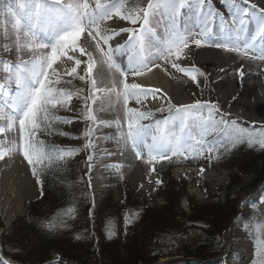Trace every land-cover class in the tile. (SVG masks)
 <instances>
[{"label":"rangeland","instance_id":"rangeland-1","mask_svg":"<svg viewBox=\"0 0 264 264\" xmlns=\"http://www.w3.org/2000/svg\"><path fill=\"white\" fill-rule=\"evenodd\" d=\"M125 1L126 0H121V2L126 5V8L123 10L124 14L127 15L131 13L133 16L136 15L138 9L147 10L148 5L155 2V0H128V3L130 5L127 6L128 3H126ZM203 1L208 2L207 4L215 8V11L218 13L228 10V4H226L227 0ZM31 2L32 0H28L29 4H31ZM63 2L67 3L70 2V0H63ZM101 2L111 3L112 0H101ZM259 2L262 3V7L259 6V8L264 9V0H260ZM23 3L24 0H0V31H2L1 33L4 36V40L6 42L5 44H3L4 52L0 55V59H2L1 57H8L9 53L13 51L12 44H7V42L8 37H10L11 35V31H17L14 27V23L15 19L18 18V16H4L3 12L5 9L10 7L13 12H17L19 15L20 5ZM88 3L93 8H95L96 0H88ZM139 15L141 19H138L135 24H133L130 20H125L122 17L116 15H113L111 19L105 20L100 24L101 35L107 34L112 37L109 40L108 45L101 43V48H103L104 51L107 52L109 45H111V47L114 49V60L123 68L129 67V58L126 62H120L119 59L125 54L128 55V52H131L132 47L130 46V37L132 36V32H117L120 29L116 30L117 26H113L112 24L116 22L121 24L122 27L120 28L130 30L135 29L136 33L138 34L142 28V17L144 13L140 12ZM21 24L23 25V21H21ZM164 25L165 26L163 27L161 22H158L155 26V28L158 29V31L155 33V41H166L168 38V34H166V31L169 32L173 27L167 14ZM215 28L216 27H212V31H214ZM88 32L89 30H86L79 37L75 47L69 46L62 49L63 52L70 51L71 54H74V57H76L77 60L81 61L79 66H77L76 64L73 66H67L68 68H65L63 66V63H65V58L58 54V59L53 64V69H55L56 75L49 76V80L50 82H52V86L56 88H64L73 93L79 90V96L74 95L68 105L64 107H60L59 105H57V107L54 109L50 108V113L53 116H59L65 119H69L72 122L63 123L60 120L52 119L48 127H44L43 125H41V128L36 132L34 139L37 141H43V145H53L56 148L63 150L75 149L80 153L81 157L79 158L72 157V155L64 156L62 159L64 160L65 164L73 161V163H70V165H73L75 164L76 160L80 161V159L81 161L83 159L84 162L91 164V167H89V172L85 179L86 182L88 179V183L92 193V199L97 208L93 212V218L95 220H101L102 218L106 217V219H108L111 224L110 227L112 228V231L115 232L113 234L122 235L124 240H126L129 244L135 243V246L139 251L137 255L138 258H142L143 250H150L149 248L154 243H156L155 245L162 244L159 246L158 251H160V247H162V250L166 252L172 249V252L180 253L184 248L186 249L187 247L197 244L199 241L204 239L207 232L206 227L208 225L202 223L201 221V224L190 223L188 226H186V228L182 229L179 226L174 225L177 221H181V223L185 224V221H191L195 217L197 218L196 220H200L202 218V220H209L208 222H210V220L212 219L215 221L214 225H216V228L219 230H217L219 232V235L221 234V250L224 249L221 254L231 252L236 254L237 256L240 255L238 257L239 263L237 264H251V261L254 258V249L251 243V239L247 234H251L254 237L257 234L259 237V235L261 234V236L264 237V181L260 183L259 189H257L256 193L254 192L250 195H239L240 199L238 198L237 200V209L234 203L220 206V209L218 208V206L216 208V204L213 202V200L216 197L221 198V196H229V193L231 191L228 187L233 183L234 176L240 174L241 171L239 168H241L243 165L242 163H244L241 160L236 161V158L231 163L234 166L229 165L230 160L223 161L219 152L221 144L226 141H232L233 139L239 140L241 144L246 139H249V137L255 140H259L260 137H264V114L261 118L258 116L259 114L256 115L260 112H256L254 115L247 114L244 116L241 114L228 112L227 110L222 108L223 101L226 98L222 99L220 102V98H218L219 96H214V94L217 95L216 93L219 91L216 83L218 74H215V76L213 75V78L212 75L208 78L207 74L201 67L192 65L189 61L192 51V49L190 48V44L192 41L191 39H189L188 47L184 48L185 50L182 49L183 52L179 55V59H176V56L172 58V55L169 56L168 59L169 63L172 65H185V68H199V72L192 73V76L196 77L195 80H193L192 76L186 74L185 72H181L178 70L171 71L174 73L180 72V75L176 77L174 74H171L170 72L164 70L163 68H166V61H168V59L157 60L155 58L157 52L153 54V52H149L147 50V48H151L150 41H147L145 44L146 47L142 51H140V55H143L144 57L152 61L149 65L151 70H146L148 71H145L146 73H150V71L154 70L159 71V73H161L160 77L165 78L166 81H176L181 77H185V80L187 79L190 88L193 89V91H190L192 97L190 98V100H186L189 105H194L197 101H200L201 104L210 102L211 104H214L216 106V109H218L217 111H212L208 107H205L200 112H196L194 115H190L185 122L186 126L184 128V132L182 133V140L190 141L193 147H198L196 145V140L199 139V128L197 126V122L201 119L207 120L210 111L212 118L217 122V127L214 131H211V133L205 137L204 141L205 143L210 141L215 145L211 153H209L208 151H203L201 154H196V152L194 151H189L185 152L183 155L172 156L171 159H154L151 161V163H149V156L147 155L146 150L143 152L141 158H137L134 151L133 154L137 163H140L144 158L146 160L145 165L147 164V166H149L150 164H153L151 175L156 180V190L154 193L150 190H136L127 178L126 174L123 173L124 171L122 168H124L125 165L117 164V155L120 152L121 148L129 146L132 149L131 141L129 140L126 143L128 133V117L122 98L120 100H117L115 93H111L110 96H105L103 93H97L95 104H93L91 100L88 101L89 107L92 110V114L96 117L95 122L86 119L85 116L83 97L90 94L91 86L90 83L86 82L88 79L87 77H85V80H81L79 77L85 76V73L87 71V52H91L94 57L95 65L92 72L93 76H96L98 78L100 63L103 64L104 67H107V65L101 58L100 52L96 50V48L94 50L89 49V43L86 42V39L88 37L92 40V38L89 36ZM181 33L185 35H188L189 33L195 35L197 31L192 30ZM94 34L95 33H93V35ZM21 35L23 34L21 33ZM92 41L94 44H96V41ZM43 42L47 43V41ZM160 46H162V44ZM80 48L85 49V54H81V52L79 51ZM46 49H44V52L43 49L39 48L35 50L33 48L32 50H29L26 47L21 48L20 51H17L19 58L15 57L13 60H5V63L0 62V70L5 71V73L8 72L12 75V72L5 70L4 66L6 63L12 65V71H15V65L20 64L18 61L25 59H27L25 61H31L42 55H50L51 48ZM196 49L201 50L202 48L196 46ZM221 49L225 50L224 48ZM233 52L234 51L225 50V53ZM248 55H252L255 57L258 56L257 53H252L250 51L248 52ZM231 60L227 61V63L230 64L232 62ZM240 64L241 62L237 63L236 65L235 63L230 64V66L228 67L229 69L231 68V72L230 74H226V76L223 72V74H221V82L225 77L227 78L229 75H231L237 78V83H239L235 88L238 89L241 87H245L242 89L243 91H246L247 87H250L249 85H251V90L256 89V78H253L250 84H244L245 80L240 76V69H238ZM232 67H236V69L234 68L233 70ZM73 68H76V73H72ZM253 68L258 67L255 65V67ZM133 77L138 78L137 75H133ZM57 79H59L58 84L55 83ZM211 79H213V83L210 84L208 80H210L211 82ZM128 83H132V78H128ZM97 86L104 87V85H102L99 81ZM14 87H16V85H14ZM209 87L212 88L213 92L214 99L212 101L206 99L207 93L210 90ZM117 88L118 90H122L119 85L117 86ZM15 90H13L14 93ZM160 96L161 98H166L165 95L160 94ZM153 100L154 97L152 95H148L146 98H142V102L140 104H137L134 99H131L127 105V107L137 109L141 112L152 113L151 119L140 121L141 125L153 126L152 131L147 137L148 143L152 142V135L156 134L154 128L155 121L164 120L165 118L169 117L171 115V113L168 111V108L170 106L179 107L185 104H183V102H176L173 100H169V102H167V100L165 99H159L158 101L161 104L156 107L155 104L158 102ZM239 100L248 101V103L252 105L255 104V100H250L248 96H243V98ZM115 101L120 103L119 115L117 116L113 114L115 112L110 111V105ZM161 109H163V111H161ZM174 111L175 108H173V112ZM192 120L195 122L194 125H192ZM221 120L225 121L226 124H219ZM175 125L178 126L176 130L174 128ZM14 126L16 127L17 131L18 144L20 146V153L22 155L21 158L25 162L29 174L31 175L32 180L36 185L37 194L34 193L35 195L33 194V198L25 200L21 213L13 220V222L9 226H5L3 220H1L0 218V228L2 229L0 235V245L2 248H4V250L7 246H11L13 249L20 250L24 248L23 246H26L28 244L27 241L21 243L22 240L19 239L18 236L17 238L15 237V231L14 233H12L11 231L19 228L21 224L28 225V217H30V211L28 208L35 207L41 196V183L37 182V177L34 176L32 172L33 166L28 163L23 155V132L20 129L19 122L17 121ZM180 127V121L174 120V124L172 126L173 131L178 132ZM252 130H254L253 133ZM86 131L89 132L88 136L84 135ZM241 134L243 136H241ZM252 134H257V136ZM89 142L91 143V147H85V145ZM256 145L260 146L259 143H255L252 146ZM262 151L264 152V149ZM90 155L92 156L91 161L88 160V157ZM181 160L182 162H180L178 165L170 167L174 163ZM188 162L193 163L194 165H183V163H186V165H188ZM168 167L170 168L166 171ZM71 169L73 171L75 169V166H72ZM36 170H41V167H38L37 165ZM178 170H182L183 173L176 174V171ZM39 178L41 181V177ZM37 211H39L40 214L44 213L43 210ZM145 211L150 212L151 218H149V220L151 223L148 222L146 218L142 217V214ZM105 212L107 214L109 212V214L104 215ZM129 213L136 217V223H133L131 225L122 223L119 225V227H116L126 217V214ZM155 219H157V221ZM96 225L102 224L98 222L96 223ZM147 225L151 226V228H148ZM90 230L94 231L95 229ZM146 233L147 235H145ZM6 234H8V237L6 236ZM167 236L169 237V239H167L166 242H163V239H165ZM149 238L152 239V242L149 241ZM93 240L94 239L91 238V241ZM96 249L98 252L102 251V249L98 245H96ZM85 251L87 252V250ZM98 254H100V252ZM234 254L233 257L229 256L228 258V256H226V261H224L223 264H233L234 262H236L237 259L236 256L234 257ZM120 255L123 256L122 254ZM60 256H62L61 253L55 252L51 255V258L53 257L57 259L58 262L56 264H75V261L73 263V261H67L66 259L61 260L62 258H60ZM169 258L172 260V262H170L169 264L187 263L179 262L184 260L185 258H183L182 260H177L179 258L170 255ZM100 259L101 258L98 257L97 262H99ZM110 261V264L114 263L113 259H111ZM137 264L143 263L139 262Z\"/></svg>","mask_w":264,"mask_h":264},{"label":"snow or ice","instance_id":"snow-or-ice-1","mask_svg":"<svg viewBox=\"0 0 264 264\" xmlns=\"http://www.w3.org/2000/svg\"><path fill=\"white\" fill-rule=\"evenodd\" d=\"M185 2L186 0H155L154 3L148 5L147 10L138 9L135 16L131 13L124 14L123 10L126 8V5L121 0H112L111 3H102L101 0H96L95 8L88 3V0H70L67 3L63 2V0H32L31 4L28 3V0H24V3L20 5L19 15L17 12H13L10 7L4 10V16H18L14 23V27L17 30L18 51L25 47L29 50H32V48H51L50 55H42L31 61H21L20 64L15 65V71H12V65L5 64V70L12 72V75L6 79H14L16 90L7 100L0 101V119L6 121L5 124H0V133L10 130L17 121L19 122L20 129L23 132V155L28 163L33 166L32 172L37 177L38 183L42 185L36 166L41 164L45 159H52L49 152L59 153V158L62 159L64 156L71 155L76 151L75 149H50L49 152H45L43 141H37L34 137L36 132L41 128V125L48 127L52 119L60 120L63 123L72 122L69 119L53 116L50 113V108L54 109L57 105L60 107L68 105L74 95L79 96V90L73 93L64 88H56L52 86L49 76L56 75L53 64L58 59L59 51L69 46L75 47L77 40L86 30H89L88 34L92 40L96 41L95 48L100 52L103 62L112 74L111 87H98V78L92 75L95 65L94 57L91 52H87V71L85 76L79 77L81 80H85V77H87L86 82L90 83L91 86L90 94L83 97L86 119L93 122L96 120L89 107V100L95 104L97 93H103L105 96L115 93L117 100L122 98L128 117L126 143L129 140L131 141L132 149L135 151L137 158H141L145 150L149 156V163L154 159H171L172 156L183 155L189 151H194L196 154H201L203 151H208L209 153L213 151L215 145L210 141L204 142L205 137L217 127V122L212 118L211 111L207 120L201 119L197 122L199 139L196 140V145L198 147H193L190 141L182 140V133L186 126L185 122L190 115L200 112L205 107H208L212 111L218 110L210 102L201 104L200 101H197L194 105L170 106L168 111L171 115L164 120L155 121L154 128L156 134L152 135V142L148 143L147 137L152 131L153 126L141 125L140 121L151 119L152 113L141 112L127 107L131 99L140 104L142 98L157 94L156 91L141 89L135 83H128L130 73L132 75H140L146 70H151L148 59L139 54L135 57H129V67L123 68L114 60V49L111 45H109L107 52L101 48V43L108 45L109 40L112 38L107 34L101 35L100 24L103 21L111 19L113 15H116L135 24L138 19H141L139 13L143 12L142 18L145 27L140 34H137L135 29H120V31H131L130 46L142 51L145 48V36L153 35L152 29L147 27L149 15L158 9L163 10L168 15L173 27L168 32L167 40L162 42V47L156 53L155 58L157 60L167 59L173 54L179 57L182 49L188 47L189 39L197 47L204 46L206 42L213 39L210 24L205 23L203 28L195 35L191 33L188 35L182 34L179 29L174 27L176 18L185 7ZM252 7L254 9L255 5ZM247 11V9L242 10L239 18L240 28H234L233 24L225 22L227 24V32H236L234 38L226 36L224 40L216 41L209 46L224 48L226 51H234L242 55H247L249 51L255 52L259 46L258 58L264 60V9L260 10V19L255 21L254 33L241 40L240 32L245 23L243 15ZM212 15L213 13L209 11V17ZM216 15H219V13H216ZM221 19L223 20V18ZM21 21H23V25ZM21 33H23L25 38L24 43H20ZM93 33L95 34L93 35ZM233 39L236 42H232ZM43 41H47V43ZM79 51L81 54H85V49L80 48ZM80 63V60L76 61L77 66ZM173 67L190 76H192V73L200 71L199 68H180L175 64ZM72 73H76V68L72 69ZM243 75L244 72L241 69L240 76L243 77ZM192 79L195 80L196 77L192 76ZM55 83L58 84L59 79ZM100 83H103L102 76H100ZM118 85L122 90H118ZM3 89L4 85L0 84V93H2ZM173 108H175L174 112ZM174 120L180 121L181 127L178 132L173 131ZM219 124L224 125L226 122L221 120ZM84 135L88 136L89 132L86 131ZM253 143H259L261 147H264V137H260L259 140L249 138L250 146ZM0 144H3V142L0 141ZM85 147H91V143L89 142ZM16 148L17 145L15 143L11 144L7 149L0 147V159L4 158L6 152L15 151ZM88 160H92L91 155L88 157ZM89 167H91V164H89ZM0 264H8V262L3 257H0Z\"/></svg>","mask_w":264,"mask_h":264},{"label":"trees","instance_id":"trees-1","mask_svg":"<svg viewBox=\"0 0 264 264\" xmlns=\"http://www.w3.org/2000/svg\"><path fill=\"white\" fill-rule=\"evenodd\" d=\"M126 1V3L129 2ZM252 135L257 136V134ZM241 136L243 135L241 134ZM252 145L250 146L249 139L241 144L239 140L233 139L224 142L221 144L220 150L218 149L223 161L230 160L229 165L234 166L231 163L235 158L236 161L241 160L244 163H242L241 168L238 167L241 172L239 175L234 176L233 183L228 187L231 191L229 196L216 197L213 200L216 208L218 206L220 209V206L234 203L237 209L239 195L256 193L260 183L264 181V152L262 151L264 147ZM50 149L58 148L53 145H45V152H49ZM49 155L52 157L51 160L45 159L39 164L40 166L38 165V167H41V170L37 171L42 181L41 196L35 207L28 208L30 211L28 225L21 224L19 228L11 231L12 233L15 231L14 235L22 240L21 243L27 241L28 244L20 250L13 249L11 246L5 247V253L13 259L21 261L22 264H43L51 259L53 253L58 252L62 254L63 258L75 261L77 264H110L111 259L114 260L112 264H137L139 262L152 264L169 255L206 259L222 252L221 234L219 235V230L214 225L215 221L212 219L208 222L209 220H202V218L196 220L197 218L194 217L195 219L193 218L191 221H183L185 224L177 221L174 225L182 229L190 223L201 224L202 222L208 225L204 239L186 249L184 248L180 253H174L172 249L166 252L162 250V247L158 251L159 246L162 244L155 245L156 243H154L149 248L150 250H143L142 258H138L139 251L135 243L129 244L122 235L113 234L115 232L112 231L111 224L106 217L101 220L93 218L95 209L91 207L89 188L85 179L89 164L84 162L83 159L82 161L81 159L80 161L76 160L73 165H70L73 161L65 164L64 160L59 158V153L49 152ZM71 155L72 157H81L77 151H74ZM180 162L182 160L170 167L178 165ZM72 166H75L73 171ZM37 210H43L44 213L40 214ZM108 214L105 212L104 215ZM142 215L150 222V212L145 211ZM135 218L130 213L126 214V217L116 227H119L122 223L126 225L136 223ZM155 220L157 221V219ZM98 222L102 225H96ZM148 228H151V226H148ZM90 229L95 230L91 231ZM247 235L251 239L254 249V258L251 264H264V248H262L264 237L261 234L259 235L260 238L258 234L255 237L251 234ZM6 236L8 237V234ZM91 238L94 240L91 241ZM167 239H169L168 236L163 239V242H166ZM149 241L152 242V239L149 238ZM96 245L102 249V251H99L100 254H98ZM98 257L101 258L99 262H97Z\"/></svg>","mask_w":264,"mask_h":264},{"label":"bare ground","instance_id":"bare-ground-1","mask_svg":"<svg viewBox=\"0 0 264 264\" xmlns=\"http://www.w3.org/2000/svg\"><path fill=\"white\" fill-rule=\"evenodd\" d=\"M248 1L250 3H254V2H259L260 0L258 1L248 0ZM229 2L230 0H227L226 4L230 5ZM207 3L208 2H205L203 0H186L185 7L180 14L183 16H189V18L192 20L203 21L211 25V35L213 37L212 41L206 42L204 46L201 47L202 48L201 50H197L195 44L191 41L190 48L192 49V51L189 61L192 65H197L201 67L207 74L208 78L211 77V75L213 78V75L215 76V74H218V77L216 78V83L219 91L216 93L217 95L214 94V96H219L218 98H220V102L222 99L226 98L222 104L223 109L227 110L228 112H232L234 114H241L244 116L247 114L254 115L256 112H260L257 113L256 115L259 114L258 116L261 118L262 115L264 114L262 113L264 112V61H261V59H259L258 56L255 57L248 54L242 55L238 52L225 53V50L221 48L209 46L210 44L221 40V29L225 34V37L230 36V32L226 31L227 24L225 23L224 20H221L220 15H216L217 12H215V8L208 5ZM244 9L248 10L247 13L243 15L244 22L247 21L249 26L252 28L249 29V31L251 34H253L255 31V27L252 25V22L255 24V21L259 20L260 16L259 14L256 13L255 10H253L252 7H249L246 3L243 4L237 3L235 9H233L230 13H227V15L230 18H231L230 15H234L235 17L240 18L242 10ZM209 11L213 13L211 17H209ZM161 16L164 18L165 21L166 14L162 12ZM112 25L121 26V24L116 22H114ZM197 26L199 25H196L194 22L193 24L194 29ZM212 27H216L214 31H212ZM199 28L200 27H198L194 31H198ZM118 29L121 28L116 27V30ZM1 32L2 31H0V55L4 52L3 44L6 43L4 40L5 38ZM117 32H120V30H118ZM166 34H168V31H166ZM246 36L247 33L245 32L243 37ZM10 37H8L7 44L8 43L12 44L13 51L9 53L8 57H1L2 59H0V62L5 63V60H13L15 57L19 58L17 53L18 50H17L16 32L12 30ZM231 37H233L232 34ZM152 38H154L153 35L145 36V40H146L145 44L147 41H150V43H154V45H151V48L150 49L147 48V50L148 51L153 50L156 53L157 50H159L162 46H160L161 45L160 43L158 44V41H154L155 39L153 40ZM24 42H25V38L23 35H21L20 43H24ZM86 42L89 43L88 44L89 49L92 50L95 49V44L90 38L87 37ZM33 49L35 50L37 48H33ZM43 51L45 52L44 49ZM137 51L138 49L136 50L134 49L133 52L130 53L128 52V56L129 57L136 56ZM182 52L183 51H181V53ZM250 52L256 53L258 52V50H256L255 52L253 51ZM46 54H47V49H46ZM58 54L65 58L64 59L65 63H63V66L65 68H68L67 66L76 65L77 59L76 57H74L75 56L74 54H71L70 51L63 52V50L61 49ZM174 56L176 55L173 54L172 58H174ZM122 57L119 59L120 62L128 61V57L126 54ZM124 58L125 60H123ZM176 59H179V57H177ZM25 60H21V61H25ZM229 60L232 61L230 64L235 63V65L241 62L238 69L240 70L242 69L244 72L242 78L245 80L244 81L245 85L250 84L251 80L253 78H256V85H257L256 89L251 90L250 89L251 85H249L250 87H247L246 91H243L242 89L245 87H241L238 89L235 88L236 86H238L239 83H237V78L231 75H229L227 78L225 77L224 80H222L221 82V74H223L224 72L226 76V74H230L231 72V68L229 69L228 67L230 66V64L227 63V61ZM21 61L18 62L21 63ZM151 62L152 61L148 59L149 65ZM255 65L258 68H253L255 67ZM179 67L185 68L186 66L183 65ZM232 68L233 70L234 68L236 69V67H232ZM163 69L170 72L171 74H174L176 77L180 75V72L177 73L171 72L173 70L176 71L177 68L173 67V65L169 63V60L166 61V68ZM145 73L137 75L138 78L133 77V75L131 77L130 74L128 78H132V83L139 85L141 89L156 91L157 94L153 96L154 97L153 101L158 102L155 104L156 107H158L161 104L158 101L159 99H165L167 100V102H169V100H173L176 102H183V104L185 103V105H189L186 102V100L188 101L192 97L190 91H193V89L190 88V85L187 79L185 80V77H181L179 80L176 81L175 80L166 81L165 78L160 77L161 73H159V71L154 70V71H150V73H146V74ZM111 75L112 74L108 71V68L104 67L103 64L100 63L98 70V81L100 82V76H102L103 83L101 84L104 85V87H111ZM9 76H11V74H9L8 72L5 73V71L0 70V84L4 85V89L2 90V93H0L1 101L7 100L11 95H13L14 93L13 90L16 89L14 87L15 85L14 79H6ZM212 80L213 79H211V82L210 80H208L210 84L213 83ZM160 94L165 95L166 98L163 97L161 98ZM243 96L245 97L248 96L250 100H255V104L252 105L249 104L248 101L239 100L242 99ZM206 99L209 101H212L214 99L212 88H210V90L208 91ZM119 110H120V103L117 101L112 102V104L110 105V111L115 112L113 114L117 116L119 115ZM191 122L192 125H194L195 122L193 120ZM5 123L6 121L4 119H0V124H5ZM174 128L176 130L178 126L175 125ZM0 141L3 142V144H0V147H3L5 149H7L13 143L17 145L15 151L6 152L4 158L0 159V218L1 220H3L5 226H9L13 222V220L21 213L25 200L33 198L34 197L33 194L34 193L37 194V190H36V185L34 184V181L32 180V177L29 174L28 168L25 162L23 161V159L21 158L22 155L20 153V146L18 144L16 127L14 126L10 130L5 131L4 133H0ZM117 159H118L117 164L125 165V167L122 168L124 171L123 173L126 174L127 178L129 179V181L132 183V185L136 190H140V191L150 190L153 193L155 192L156 180L151 175L153 164L152 165L150 164L149 166H147V164L145 165L146 160L144 158L140 163H137L132 154V150L130 149L129 146H125L121 148L120 152L117 155ZM182 173H183L182 170L176 171V174H182ZM1 232L2 229L0 228V235ZM233 254L234 253L229 252L227 255L228 258L229 256L233 257ZM235 256L237 261L234 262L233 264L239 263L238 257L240 255L237 256L236 254H234V257ZM226 258L227 257H225L224 261H226ZM165 260L168 261L169 259H165ZM165 260H162L161 262L164 263ZM224 261L221 260V256H220L219 260L208 259L205 260L204 263L223 264Z\"/></svg>","mask_w":264,"mask_h":264},{"label":"water","instance_id":"water-1","mask_svg":"<svg viewBox=\"0 0 264 264\" xmlns=\"http://www.w3.org/2000/svg\"><path fill=\"white\" fill-rule=\"evenodd\" d=\"M1 253H2V251H1ZM13 264H17L16 262H14Z\"/></svg>","mask_w":264,"mask_h":264}]
</instances>
